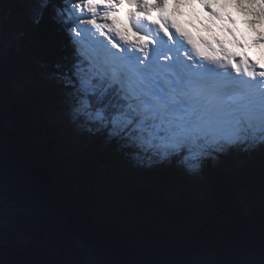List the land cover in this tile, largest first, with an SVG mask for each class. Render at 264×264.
I'll return each instance as SVG.
<instances>
[{
	"label": "snow or ice",
	"instance_id": "1",
	"mask_svg": "<svg viewBox=\"0 0 264 264\" xmlns=\"http://www.w3.org/2000/svg\"><path fill=\"white\" fill-rule=\"evenodd\" d=\"M214 2L0 0V264H50L39 257L53 234L80 244L75 200L55 170L35 164L37 137L67 142L68 129L143 171L175 169L199 192L161 211L101 177L105 207L93 219L102 241L88 236L96 258L87 264H264V59L231 28L239 51L178 22L196 7L222 20ZM234 3L264 25V0ZM52 33L70 55L50 58ZM233 156L221 183L209 168ZM176 250L191 258H132Z\"/></svg>",
	"mask_w": 264,
	"mask_h": 264
},
{
	"label": "trees",
	"instance_id": "2",
	"mask_svg": "<svg viewBox=\"0 0 264 264\" xmlns=\"http://www.w3.org/2000/svg\"><path fill=\"white\" fill-rule=\"evenodd\" d=\"M52 59H58L70 55V46L67 39L61 34L52 33L49 39ZM34 70H38L35 69ZM38 95L48 94V89L42 87L37 90ZM68 131L71 137L67 142L58 144L50 143L47 139L37 137L34 151L35 164L41 169H50L57 172V179L66 186L69 201L75 200V215L88 228L94 231L102 241V235L98 225L93 219V214L102 212L105 202L98 186V180L102 177L113 181L115 185L125 193H130L146 200L152 207L161 211L170 206L188 207L193 204L198 196L195 181L186 179L179 171L162 166L151 172L138 169L135 162L124 159L114 148L103 149L97 143L89 142L83 138H75V134ZM89 161L90 166H84L82 162ZM229 164H223V168H209L210 174L219 182H223L225 170L230 169ZM52 216L59 221V216L53 208L48 209ZM114 226H119V219L114 218ZM66 231H69L66 228ZM71 246L60 243L53 234L47 241L40 257L55 259L62 252L68 251ZM105 255L114 258L113 251L106 249ZM224 256L223 253L220 254ZM135 259H187L191 258L186 251L148 253L134 256ZM226 258V257H225Z\"/></svg>",
	"mask_w": 264,
	"mask_h": 264
},
{
	"label": "rangeland",
	"instance_id": "3",
	"mask_svg": "<svg viewBox=\"0 0 264 264\" xmlns=\"http://www.w3.org/2000/svg\"><path fill=\"white\" fill-rule=\"evenodd\" d=\"M215 1L216 2H214V4H213V5H216V6H214V9H217V8L220 9L219 10L220 14L231 12V13H233L234 16L237 17L236 24L243 23V26L245 27L246 31H248V33H249V38H250L249 40L252 43L253 54L259 60L264 59V45L256 43V40L259 38V36L261 34H264V25L253 26L250 23V21L256 17H254L248 13H245L240 8H238L235 5L234 0H215ZM187 10L188 9H185V11H187ZM194 10L196 12L197 7ZM202 11L203 12H201L200 14H199V11H197V13L199 14L198 16H196L197 20L205 19V17L208 18V21L213 20V19L209 18V14L207 12H205L204 10H202ZM119 20H120V23L117 20V26L122 28L123 30H127V25L124 22L123 17H120ZM195 22H199V21H195ZM45 95H47V93H43L40 96H45ZM237 159H239V158L236 156L230 157L224 161V164H229L232 168L234 163L237 161Z\"/></svg>",
	"mask_w": 264,
	"mask_h": 264
},
{
	"label": "water",
	"instance_id": "4",
	"mask_svg": "<svg viewBox=\"0 0 264 264\" xmlns=\"http://www.w3.org/2000/svg\"><path fill=\"white\" fill-rule=\"evenodd\" d=\"M56 213L55 208H53ZM57 214V213H56ZM77 218V217H76ZM77 226L80 232L78 239L80 244L76 246H71L68 251L62 252L57 258L49 260L42 257L40 259L49 261L50 264H87L88 261L95 259L96 257L89 250L88 247V236L101 241L96 233L90 230L84 222L77 218ZM69 231H72L71 228H68Z\"/></svg>",
	"mask_w": 264,
	"mask_h": 264
},
{
	"label": "bare ground",
	"instance_id": "5",
	"mask_svg": "<svg viewBox=\"0 0 264 264\" xmlns=\"http://www.w3.org/2000/svg\"><path fill=\"white\" fill-rule=\"evenodd\" d=\"M201 12H203V11L200 9L199 14ZM199 14L197 12H195L190 17L188 16L185 20L178 18V22H180L182 24V26H184L185 28H188V27L190 28L192 26L193 27V31H192L193 34L195 33V31L196 32L201 31V25H209V26H207V28H213L211 25L218 24L219 20L208 21L207 17H205V19L197 20L196 16H198ZM221 17H223V16H221ZM116 18H117L118 22L120 23V20H119L120 17L119 18L116 17ZM236 19H237V17H234L233 20L237 21ZM195 21H199V22H195ZM221 22H224L226 24V26L233 27L235 29H239L241 27V25H239V24H236V23L232 24L228 18H223V20Z\"/></svg>",
	"mask_w": 264,
	"mask_h": 264
}]
</instances>
